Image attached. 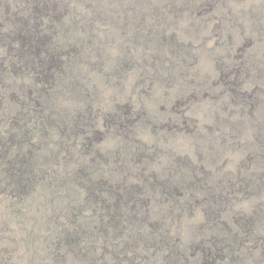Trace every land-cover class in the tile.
I'll return each mask as SVG.
<instances>
[{"label":"trees","instance_id":"obj_1","mask_svg":"<svg viewBox=\"0 0 264 264\" xmlns=\"http://www.w3.org/2000/svg\"><path fill=\"white\" fill-rule=\"evenodd\" d=\"M92 1L86 16L78 11V0H0V195L8 198V210L20 217L15 221L22 229L16 235L9 228L10 240L25 244L29 264L264 260V138L248 157L254 161L250 170L231 174L214 176L204 161L151 160L154 155L131 141L141 114L132 103L102 114L82 88L78 63L89 57L96 20L125 35L118 71L136 64L154 72L169 64L176 71L191 47L177 29L159 25L163 17L148 20L164 8L149 9L147 0H113L111 14L102 4L109 0ZM178 1L169 0L165 8L173 18L183 8L197 14L216 0ZM138 45L150 46L141 59L132 50ZM239 59L220 78L231 99L254 105L258 85L241 87L238 78L254 64ZM70 91L76 100L64 107L60 98ZM109 134L118 136L117 143L97 152L93 144ZM129 159L143 165L130 168ZM195 208L200 219L183 237L189 226L184 212ZM7 224L8 219L1 221L0 228ZM12 252L2 248L0 264H10Z\"/></svg>","mask_w":264,"mask_h":264},{"label":"rangeland","instance_id":"obj_2","mask_svg":"<svg viewBox=\"0 0 264 264\" xmlns=\"http://www.w3.org/2000/svg\"><path fill=\"white\" fill-rule=\"evenodd\" d=\"M78 1V11L86 16L91 5L96 3L92 0ZM114 2L102 3L107 13L111 14ZM147 2L149 9L164 8L156 15L158 17H154L152 11L148 20L163 17L159 25L177 29L190 45L186 62L176 66V71L169 64L167 69L155 72L150 65L143 67L137 64L118 71L115 63L124 51L125 35L122 29L109 25L108 21L96 20L90 52H85L89 57L78 63L82 88L89 90L91 101L102 114L116 104L132 103L134 110L141 115L131 141L145 150L148 156L154 155L150 159L155 158L159 165L170 156L190 159L193 164L204 161L214 176L235 173L239 168L250 170L249 166H253L254 161L248 157L251 153L255 155L261 138H264V73L258 71L264 68V0L209 1L210 6L201 12L194 14L183 8L175 18L165 9L169 0ZM74 14L71 12L68 16ZM132 50L141 59L142 54L149 52L150 46L138 45ZM97 54H100V60ZM241 57L254 64L249 65L244 75L238 76L241 87L258 85L260 96L254 105L243 104L238 98L231 99L229 88L220 78L222 71L236 66ZM159 65L156 64V67ZM170 69L172 73L169 75ZM79 88L75 86V91L81 95L84 91ZM192 90L197 94L188 98L194 93ZM75 95L72 91L65 93L60 98V104L69 107L76 100ZM77 101L75 105L79 104ZM104 138L97 139L93 144L97 152H104L118 141L116 134ZM155 146L161 147L160 150L153 151ZM91 154L88 160H92ZM258 157H261V152H258ZM138 161L129 159L126 163L130 168H140L143 163ZM7 204L8 198L0 195V222L8 219L7 225H11L8 229L0 228V237L5 236L0 239V248L13 249L10 264H29L23 252L25 244H15L10 240L9 236L13 233L9 228H13L16 235L22 234V229L15 221L20 217L9 212ZM31 207L35 205L31 204ZM199 219V208L192 213L184 212L182 220L189 226H184L183 237H187V230ZM257 258L254 264L264 263L260 257Z\"/></svg>","mask_w":264,"mask_h":264}]
</instances>
